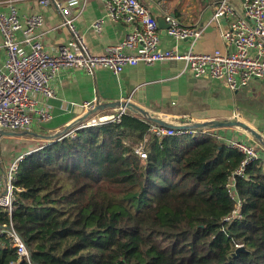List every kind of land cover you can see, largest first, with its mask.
I'll list each match as a JSON object with an SVG mask.
<instances>
[{
    "label": "trees",
    "instance_id": "trees-1",
    "mask_svg": "<svg viewBox=\"0 0 264 264\" xmlns=\"http://www.w3.org/2000/svg\"><path fill=\"white\" fill-rule=\"evenodd\" d=\"M89 119L24 157L12 217L0 210L33 264H264L262 159L234 175L241 216L226 222L242 153L212 135H156L137 112ZM17 257L0 236V264H29Z\"/></svg>",
    "mask_w": 264,
    "mask_h": 264
},
{
    "label": "built area",
    "instance_id": "built-area-1",
    "mask_svg": "<svg viewBox=\"0 0 264 264\" xmlns=\"http://www.w3.org/2000/svg\"><path fill=\"white\" fill-rule=\"evenodd\" d=\"M51 1L38 0L42 6ZM103 1L106 14L95 20L93 27L100 31L103 22L112 19L126 23L129 32L123 41L110 45L104 53L99 54L91 51L76 24L72 5L78 3L77 0H68L66 5L59 4L63 24L71 30L72 38L55 53L49 52L37 37L38 29L45 22L43 13H34L25 22L12 4L8 12L0 10V30L8 54L5 68H0V129L30 131L36 119L45 122L50 120L52 115L44 101L57 96L54 82L59 72L67 67H80L92 75L102 66L120 74L126 67L139 63L177 60L183 61L185 69H190L194 76L210 75L232 90L246 86L253 78L264 77V0H243L242 10H238L230 0H219L215 5L213 20L219 21L222 17H228L229 27L222 32L221 37L226 44L233 45L234 49L226 51L217 48L210 52L194 51L195 41L202 33L201 29L183 24L170 15H167L170 23L168 34L177 41L191 39V43L183 51L163 48L160 43V25L148 0ZM20 31L30 35L26 38L27 48L17 36ZM127 48L133 51L129 52ZM83 106L90 110L96 104L95 101H86ZM125 112V108L110 112L99 111L82 126L119 120ZM150 130L159 136L196 133L194 129H175L157 123L152 124ZM74 134L75 130L72 132ZM215 138L244 156L226 184L231 197L236 201V208L224 218V221L230 222L241 216L242 200L235 191L234 175H243L249 164L255 160L264 161V158L252 142L220 135ZM136 150L143 158L147 157L143 145ZM26 155L27 153L20 154L10 165H6L0 146V210L7 212L10 218L15 208L17 192L22 190L17 185V180L21 161ZM0 236L10 240L18 254V262L27 261L33 264L30 249L12 220L9 224L0 226Z\"/></svg>",
    "mask_w": 264,
    "mask_h": 264
},
{
    "label": "crops",
    "instance_id": "crops-1",
    "mask_svg": "<svg viewBox=\"0 0 264 264\" xmlns=\"http://www.w3.org/2000/svg\"><path fill=\"white\" fill-rule=\"evenodd\" d=\"M218 1L148 0L160 25L161 46L183 51L191 43V39L177 41L168 34L170 23L167 15H170L183 24L202 30L201 36L195 41L194 51L210 52L217 48L233 50L234 46L226 44L221 37L222 32L229 27L228 17H222L219 21L213 20ZM230 1L238 10L243 9V0ZM77 2L72 5V13L76 16V24L92 52L104 53L107 47L118 44L127 37L129 27L123 21L106 19L100 31L93 27L95 20L106 14L103 0ZM67 3L68 0H52L42 6L38 0H0V10L8 12L12 4L25 22L34 13H43L45 22L38 29L37 37L49 52L55 53L72 38L71 30L63 24L59 6ZM17 36L27 48L26 38L30 35L20 31ZM126 50L133 51L130 48ZM7 58L0 30L1 69L5 68ZM54 86L57 96L44 101L52 118L46 122L36 119L30 130L38 134L0 135L1 151L6 165H10L20 154L36 151L42 147L45 140H50L46 136L62 131L69 123L86 114L89 111L83 106L86 101H95L96 105L129 101L153 116L182 126L211 120L242 121L261 134L263 142L239 126L195 127L194 136L201 135V138H206L209 135H220L247 140L259 147V152L264 158V77L253 78L246 86L232 90L210 75L194 76L190 69H185L183 61L170 60L128 66L120 74L102 66L92 75L80 67H67L59 72ZM119 107L120 105L108 107L104 111H114ZM126 111L136 113L128 108ZM139 114L146 117L142 113Z\"/></svg>",
    "mask_w": 264,
    "mask_h": 264
},
{
    "label": "water",
    "instance_id": "water-1",
    "mask_svg": "<svg viewBox=\"0 0 264 264\" xmlns=\"http://www.w3.org/2000/svg\"><path fill=\"white\" fill-rule=\"evenodd\" d=\"M119 108H128V109H132L136 112L142 113L144 116H146L148 119H150L151 121L165 126V127H169V128H175V129H179L182 127H186V128H190L193 129L195 127H206V126H211V127H227V126H239L245 130H247L248 132H250L255 138L259 139L261 142H263V138L262 135L259 134L257 131H255L253 128H251L250 126H248L246 123L242 122V121H217V120H211V121H205L204 123H195L194 125H188V126H182V125H176L174 123H169L165 120H163L162 118L156 117L151 115L147 110L141 108L140 106L129 102V101H120V102H107V103H102L99 105H96L95 107H93L92 109H90L86 114H84L83 116H81L80 118H78L77 121L69 123L65 129H63L62 131H59L53 135H49L46 136L47 139H55L58 136L62 135L64 132H66L67 130H69L76 122L78 121H84L85 119H87L88 117L94 115L95 113L99 112V111H103L108 107H116L119 106ZM36 132L34 131H23V132H17V131H13V130H4V129H0V135H17V134H21V135H26V134H34ZM38 134V133H36ZM245 249L244 245H241L239 247H237V249L232 253V255H238L242 250Z\"/></svg>",
    "mask_w": 264,
    "mask_h": 264
},
{
    "label": "rangeland",
    "instance_id": "rangeland-1",
    "mask_svg": "<svg viewBox=\"0 0 264 264\" xmlns=\"http://www.w3.org/2000/svg\"><path fill=\"white\" fill-rule=\"evenodd\" d=\"M75 129V128H74ZM74 129L70 132V134H72V132L74 131ZM199 138H198V140H202L201 139V135L200 136H198ZM47 141L45 140V143H46ZM0 146H1V144H0ZM41 148V147H40ZM257 148H259L258 146H257Z\"/></svg>",
    "mask_w": 264,
    "mask_h": 264
},
{
    "label": "clouds",
    "instance_id": "clouds-1",
    "mask_svg": "<svg viewBox=\"0 0 264 264\" xmlns=\"http://www.w3.org/2000/svg\"><path fill=\"white\" fill-rule=\"evenodd\" d=\"M104 111V110H103ZM91 117V116H90Z\"/></svg>",
    "mask_w": 264,
    "mask_h": 264
}]
</instances>
